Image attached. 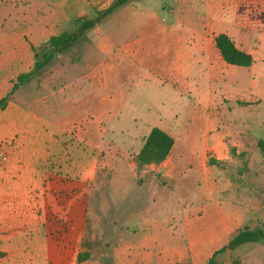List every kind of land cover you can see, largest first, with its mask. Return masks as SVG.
<instances>
[{
    "label": "rangeland",
    "instance_id": "1",
    "mask_svg": "<svg viewBox=\"0 0 264 264\" xmlns=\"http://www.w3.org/2000/svg\"><path fill=\"white\" fill-rule=\"evenodd\" d=\"M112 1L0 0V98L51 36ZM219 12V0H132L7 97L0 126L39 121L56 141L74 129L87 142L79 194L67 177V200L84 207L69 236L77 263L132 260L120 252L158 238L173 264H203L237 230L264 228V81L221 59L207 22ZM153 127L173 146L162 162L140 163ZM10 141H0L2 160ZM217 260L264 264V248L244 244Z\"/></svg>",
    "mask_w": 264,
    "mask_h": 264
},
{
    "label": "crops",
    "instance_id": "2",
    "mask_svg": "<svg viewBox=\"0 0 264 264\" xmlns=\"http://www.w3.org/2000/svg\"><path fill=\"white\" fill-rule=\"evenodd\" d=\"M219 1L220 12L208 14L207 22L215 36L226 34L251 55L249 66L233 69L248 73L257 85L264 81V0ZM256 90L264 94V87ZM52 135V128L39 121L0 126V141L11 140L3 148L7 158L0 159V264H79L70 253L69 236L79 233L84 207L67 200V177L76 178L79 194V183L91 170L85 162L92 160L87 151L80 152L87 142L74 129L58 141ZM158 240L149 239L141 250L121 251L134 259L116 263L173 264V255Z\"/></svg>",
    "mask_w": 264,
    "mask_h": 264
},
{
    "label": "trees",
    "instance_id": "3",
    "mask_svg": "<svg viewBox=\"0 0 264 264\" xmlns=\"http://www.w3.org/2000/svg\"><path fill=\"white\" fill-rule=\"evenodd\" d=\"M132 0H113L104 10L100 11L92 18L79 19L77 28L70 33H61L51 36L45 44L40 55V60L34 63L33 68L16 77L10 91L0 98V110L3 109L7 97L13 93L19 85L24 83L29 77L48 65L57 55L68 51L78 41L84 38L86 33L99 25L105 18L112 15L119 8L123 7ZM214 46L217 49L221 59L228 65L249 66L252 63L250 54L238 49L233 40L224 33L216 35L213 39ZM173 146L172 137L158 127L150 129L145 138L143 146L137 155L140 163H160L169 154ZM257 147L262 156H264V141L259 139ZM260 243L264 248V228L243 227L229 238V240L221 248L214 251L210 258L203 264H219L217 256L226 251H233L237 247L249 244ZM1 255V253H0Z\"/></svg>",
    "mask_w": 264,
    "mask_h": 264
}]
</instances>
